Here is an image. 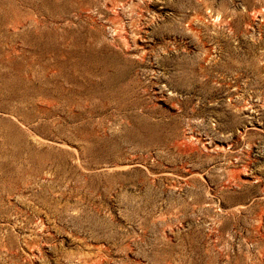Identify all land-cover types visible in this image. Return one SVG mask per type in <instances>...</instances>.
I'll return each mask as SVG.
<instances>
[{
	"label": "rangeland",
	"instance_id": "rangeland-1",
	"mask_svg": "<svg viewBox=\"0 0 264 264\" xmlns=\"http://www.w3.org/2000/svg\"><path fill=\"white\" fill-rule=\"evenodd\" d=\"M0 264H264V0H0Z\"/></svg>",
	"mask_w": 264,
	"mask_h": 264
}]
</instances>
